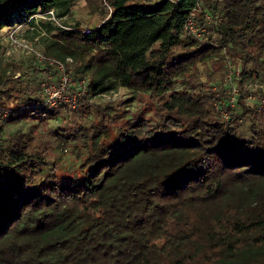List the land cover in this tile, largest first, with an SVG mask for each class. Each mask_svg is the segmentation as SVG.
<instances>
[{
    "label": "trees",
    "instance_id": "1",
    "mask_svg": "<svg viewBox=\"0 0 264 264\" xmlns=\"http://www.w3.org/2000/svg\"><path fill=\"white\" fill-rule=\"evenodd\" d=\"M79 2L87 21L34 19ZM191 14L216 21L204 40ZM28 20L87 85L49 107L39 73L0 68L4 120L26 125L0 135V264H264V0H0V41Z\"/></svg>",
    "mask_w": 264,
    "mask_h": 264
},
{
    "label": "rangeland",
    "instance_id": "2",
    "mask_svg": "<svg viewBox=\"0 0 264 264\" xmlns=\"http://www.w3.org/2000/svg\"><path fill=\"white\" fill-rule=\"evenodd\" d=\"M79 18H82L85 21L90 19L89 15L87 14V11L84 10V3L83 2H79L75 6H73L71 9V14L67 18H62V19H58V18L47 19L46 18V20L51 23L52 27H63L64 22H71V21L77 20ZM38 19H40V18L37 17L36 21ZM95 20L96 19L93 18V21H95ZM18 31L20 33H23L22 38L26 42L30 43L33 48L37 49L39 52H41L44 55V44L46 43L47 40H49L51 38L52 34L48 33L45 29H41V28L31 29V27L29 25H25V26L21 27L20 29H18ZM69 63H71V62H69ZM7 65H14V66H20L21 65L23 70H26V68H29V70H32L36 73H39L41 75L40 83L43 80H47L48 77H50L51 79L53 77H56V73H57V68H56V65H54V64L53 65L44 64V61L39 63L37 60H34V58H32V57L24 56V55L18 54V53H15L12 57L11 56L7 57L3 52H1V54H0V68L1 69H6V68L9 69L10 67L8 68ZM69 68L71 70L70 66H69ZM18 76H19V73H16L15 78ZM74 82H75V84L69 88L68 96L70 98H72L74 96L76 97V102H75V106H76L77 102L79 100H81L80 97L83 94V92L82 93H80V92L84 91L85 89H84V87L82 89H80L78 84L76 83L77 81H74ZM235 83L236 82L231 81V80L228 81V84H231V85L233 84V86H235ZM88 97H89V95H88ZM132 97L133 96H131L127 90L122 89V88H118L117 90L109 91L108 93H105L103 95H99L97 97L91 96V98H88L87 100L90 104H102V103H117V102H121V101H124L125 99H129ZM246 103L249 104L250 102L246 101ZM62 105H66L67 108H69V109H72L75 107V106L74 107L68 106V104H62ZM137 108H138V103L133 102L130 106H128L126 108V111H129V113H132V112H135ZM25 129H26L25 124H23V123L11 124V123L7 122L6 120H4V118H3V120L1 121L0 135L3 134L4 132H10V133L22 132ZM54 155H56L58 157H63V163L61 164L62 167L69 165L71 162V158L69 157V155H66L65 153L62 154L60 151H57L54 153Z\"/></svg>",
    "mask_w": 264,
    "mask_h": 264
},
{
    "label": "built area",
    "instance_id": "3",
    "mask_svg": "<svg viewBox=\"0 0 264 264\" xmlns=\"http://www.w3.org/2000/svg\"><path fill=\"white\" fill-rule=\"evenodd\" d=\"M207 1L221 2L223 0H207ZM48 15L49 17H47V19H55L53 16L54 15L53 11H50ZM37 17L46 19V17H43L41 15H35L34 19L36 20ZM204 20L206 22L204 23V25L200 26L195 21L194 15L191 14L186 19L182 30L188 31L195 39L204 40L205 36L209 32L207 26L213 22L214 24L216 23V21H213L207 14L204 16ZM29 21L30 20H28L27 23L24 25H17L13 28L3 29L1 35V41H0L2 52L7 57L10 56L12 57L15 53H18L24 56L32 57L34 58V60H37L39 63L44 61V64L56 65L57 68L56 77H53L52 79L48 77L47 80H43L39 84V88L41 91V95L44 98L45 105H48L49 107H57L60 104H68V106L74 107L76 102V97L74 96L70 98L68 96L69 88L75 84V82L71 78V70L68 66L71 60L66 59L65 60L66 63L46 60L41 52L33 48L30 43L26 42L22 38L23 33H20L18 29H20L25 25H29L28 24ZM31 29H33V27H31ZM76 83L78 84L80 89H82L83 87L85 89L87 85V81L84 79ZM232 93H233V98L231 99L230 103L233 105L235 96L238 93L235 87H233ZM247 99L249 101H253L254 97L250 95L248 96ZM260 107L264 108V99L261 101ZM8 114L9 111L7 109L0 107V127H1V121L3 120V118L7 117ZM223 117L226 118L227 115L224 113Z\"/></svg>",
    "mask_w": 264,
    "mask_h": 264
}]
</instances>
